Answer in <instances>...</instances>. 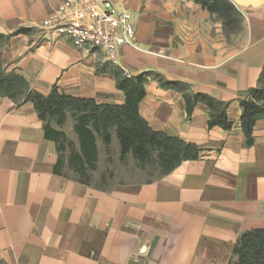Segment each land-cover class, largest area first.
Wrapping results in <instances>:
<instances>
[{"label":"crops","instance_id":"0c3cea01","mask_svg":"<svg viewBox=\"0 0 264 264\" xmlns=\"http://www.w3.org/2000/svg\"><path fill=\"white\" fill-rule=\"evenodd\" d=\"M108 1L131 13L139 45L123 46L116 64L101 49L77 48L42 29L60 0H0V73L28 87L18 102L0 94V264H229L239 236L264 229V118L249 146L240 105L264 87V0H228L241 15L232 31L194 0ZM114 68L146 77L140 116L153 131L196 145L197 160L109 189L55 172L58 144L46 138L27 93L56 88L123 105ZM185 94L227 103L233 127L210 128L202 102L189 114ZM71 140L77 148V135ZM97 146V169L112 158L123 166L115 136L108 155L100 140ZM63 167L71 169L69 158Z\"/></svg>","mask_w":264,"mask_h":264},{"label":"trees","instance_id":"16d2710c","mask_svg":"<svg viewBox=\"0 0 264 264\" xmlns=\"http://www.w3.org/2000/svg\"><path fill=\"white\" fill-rule=\"evenodd\" d=\"M209 12L216 14L227 31L237 30L241 15L228 0H194ZM29 30L20 29L27 33ZM4 36L0 35V43ZM117 80V88L124 92L126 101L123 105H98L93 100L77 99L60 95L56 88L48 96L28 92L24 101L34 104L37 114L44 124L45 136L58 144L59 161L55 172L63 173V157L61 152L66 143H70L65 132L54 129L62 126L70 116L74 119V132L79 145L76 148L71 142L70 168L80 176L91 177L96 171L99 150L98 140L109 147L113 136L116 137L120 149V160L128 158L136 162L141 171L160 174L156 178L171 173L182 162L197 160L201 150L194 144L186 143L178 138L153 131L139 114V104L145 97V76L128 78L114 68L111 70ZM166 88L182 91L178 83L162 82ZM28 87L23 78L16 74L0 73V94L11 97L16 102ZM187 110L190 114L198 102L205 103L209 109V127H221L230 130L233 124L228 120V104L203 94H185ZM242 108L241 128L247 138V144L254 142L253 128L257 120L264 118V87L249 90L240 102ZM91 172V173H90ZM154 178V179H156ZM83 181V180H79ZM229 264H264V229H253L242 233L232 253Z\"/></svg>","mask_w":264,"mask_h":264},{"label":"built area","instance_id":"2783aa9c","mask_svg":"<svg viewBox=\"0 0 264 264\" xmlns=\"http://www.w3.org/2000/svg\"><path fill=\"white\" fill-rule=\"evenodd\" d=\"M52 39H69L80 49H101L116 64L123 46L139 48L129 11L108 0H60L42 23Z\"/></svg>","mask_w":264,"mask_h":264},{"label":"rangeland","instance_id":"374dc122","mask_svg":"<svg viewBox=\"0 0 264 264\" xmlns=\"http://www.w3.org/2000/svg\"><path fill=\"white\" fill-rule=\"evenodd\" d=\"M54 126H56L55 122L53 123ZM62 129L65 131L66 134L70 136L68 140L70 143L72 142L71 137L75 136L74 132V119H72L70 116L67 118L65 123L62 125ZM66 143L65 148L61 152L63 161L66 160V157L69 158L71 155V144ZM103 152L105 155H108V147L103 145ZM113 157V155H111ZM129 162V161H128ZM123 166L119 168V165L115 160L113 161V158L109 163L107 162H101L100 167L97 169L96 166V174L93 172L90 174L91 177H85L80 176L76 171L72 169H68L64 174L72 176L76 180H83L85 182H94L96 188H103V189H109L112 187V183L121 181V182H132L135 180H152L159 176V171H141L134 166L133 164H128L126 161H124ZM121 164V165H122ZM130 165V166H129Z\"/></svg>","mask_w":264,"mask_h":264},{"label":"water","instance_id":"95a60500","mask_svg":"<svg viewBox=\"0 0 264 264\" xmlns=\"http://www.w3.org/2000/svg\"><path fill=\"white\" fill-rule=\"evenodd\" d=\"M233 1H237V0H233Z\"/></svg>","mask_w":264,"mask_h":264}]
</instances>
